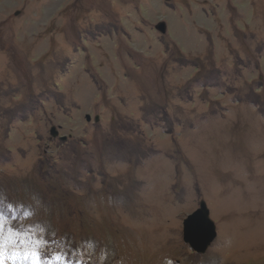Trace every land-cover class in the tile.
<instances>
[{
    "label": "rangeland",
    "instance_id": "1",
    "mask_svg": "<svg viewBox=\"0 0 264 264\" xmlns=\"http://www.w3.org/2000/svg\"><path fill=\"white\" fill-rule=\"evenodd\" d=\"M0 239L4 264H264V0H0Z\"/></svg>",
    "mask_w": 264,
    "mask_h": 264
},
{
    "label": "water",
    "instance_id": "2",
    "mask_svg": "<svg viewBox=\"0 0 264 264\" xmlns=\"http://www.w3.org/2000/svg\"><path fill=\"white\" fill-rule=\"evenodd\" d=\"M155 28L160 32L165 31V23L158 22ZM52 129V134L56 135ZM215 226L208 216V209L204 201H200L199 207L183 220V240L195 251L204 252L215 237Z\"/></svg>",
    "mask_w": 264,
    "mask_h": 264
},
{
    "label": "snow or ice",
    "instance_id": "3",
    "mask_svg": "<svg viewBox=\"0 0 264 264\" xmlns=\"http://www.w3.org/2000/svg\"><path fill=\"white\" fill-rule=\"evenodd\" d=\"M19 256H20L19 253H13L12 254L13 259H16ZM23 259L25 261H31L32 264H39L40 259H41V254L37 248V249H34L30 252L23 253ZM57 259H59V257H57ZM4 262H5L4 245H3L2 239H0V264H4Z\"/></svg>",
    "mask_w": 264,
    "mask_h": 264
}]
</instances>
